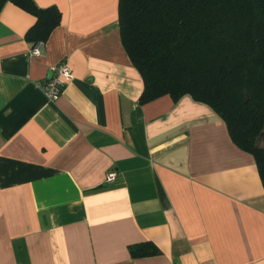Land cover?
<instances>
[{
  "label": "crops",
  "instance_id": "obj_1",
  "mask_svg": "<svg viewBox=\"0 0 264 264\" xmlns=\"http://www.w3.org/2000/svg\"><path fill=\"white\" fill-rule=\"evenodd\" d=\"M34 2L61 12L34 56L35 17L0 8V264H264V185L223 119L188 94L139 102L118 0ZM144 242L160 252L132 257Z\"/></svg>",
  "mask_w": 264,
  "mask_h": 264
},
{
  "label": "trees",
  "instance_id": "obj_2",
  "mask_svg": "<svg viewBox=\"0 0 264 264\" xmlns=\"http://www.w3.org/2000/svg\"><path fill=\"white\" fill-rule=\"evenodd\" d=\"M10 1L35 17L26 39L43 43L61 12L34 0ZM122 46L139 71V102L188 94L225 122L233 143L250 153L264 185V0H118ZM132 257L155 255L151 242Z\"/></svg>",
  "mask_w": 264,
  "mask_h": 264
},
{
  "label": "built area",
  "instance_id": "obj_3",
  "mask_svg": "<svg viewBox=\"0 0 264 264\" xmlns=\"http://www.w3.org/2000/svg\"><path fill=\"white\" fill-rule=\"evenodd\" d=\"M42 43H37L32 46L30 50L31 55H39L40 46ZM51 77L48 81L44 83H39V88L43 93L51 100L58 98V96L63 91L65 84L72 78V69L67 60H62L61 62L54 64L50 67ZM115 171H110L107 173L105 181L110 183L115 179Z\"/></svg>",
  "mask_w": 264,
  "mask_h": 264
},
{
  "label": "water",
  "instance_id": "obj_4",
  "mask_svg": "<svg viewBox=\"0 0 264 264\" xmlns=\"http://www.w3.org/2000/svg\"><path fill=\"white\" fill-rule=\"evenodd\" d=\"M258 148H264V138H261V140L259 141Z\"/></svg>",
  "mask_w": 264,
  "mask_h": 264
}]
</instances>
